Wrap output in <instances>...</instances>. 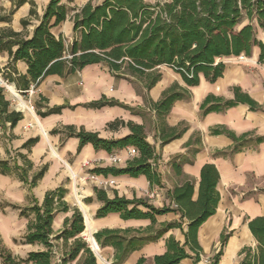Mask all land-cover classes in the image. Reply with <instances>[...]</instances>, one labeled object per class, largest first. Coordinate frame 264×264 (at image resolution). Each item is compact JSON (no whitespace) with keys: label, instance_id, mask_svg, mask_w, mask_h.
<instances>
[{"label":"trees","instance_id":"trees-1","mask_svg":"<svg viewBox=\"0 0 264 264\" xmlns=\"http://www.w3.org/2000/svg\"><path fill=\"white\" fill-rule=\"evenodd\" d=\"M29 2L27 18H22L23 27L29 24L31 18L38 19L31 36L22 31L5 28L0 32V52L6 49L12 62L19 59L28 63L26 74L10 77L17 88H29L30 84H38L45 76L81 70L89 64L104 63L109 73L118 78H124L132 84H144L146 89L153 86L161 74L156 68L161 64L168 65L174 72L181 74L187 86L199 83L200 75L207 80L215 81L223 75L224 61L217 60L223 56L249 55L252 47H260L259 59H264V44L257 39V25L264 29V0H101L84 3L72 16L74 38L69 44L61 35H55L52 26L65 21L70 8L62 0H49L42 15L37 14L35 0H17L12 13L19 5ZM16 49L13 50V47ZM234 97L222 99L212 94L201 103L202 113L223 111L238 103H247L251 110L261 108L241 88L233 87ZM189 92L177 83L167 88L161 99L151 103L156 115L161 121V137L163 142L178 138L184 128L176 130L164 121L165 115L177 99L187 98ZM41 100H45L40 96ZM9 100L0 87V120L8 122L11 127L21 120V111L9 110ZM103 105H118L135 112L131 106L116 98L102 95L81 106L99 108ZM75 107V105H68ZM65 105H53L42 111L37 108L40 116L60 112ZM127 126L129 133L122 137L104 138L96 131L86 130L74 124L53 128L50 133H63L65 137L74 136L79 139L77 152L86 143H91L94 149H104L108 153L115 148L134 146L136 155L131 157L125 166H100L89 169L98 175H128L130 177L144 175L151 187L162 186L161 177L153 166L156 159L153 146L147 140L144 125L124 121L119 118L109 122L107 126L115 129ZM213 134L226 133L235 142L232 151H239L248 139L247 133L236 136L228 129L212 128ZM255 142L264 140V136H256ZM38 141L37 137L26 139L22 147L29 149ZM24 157L23 154H18ZM179 162H183L181 155ZM22 166L8 159H0V172L3 174L16 172L19 178L28 180V170L32 163L25 158ZM176 164V163H175ZM48 164H43L29 179V186H34L46 172ZM199 186L194 198V183L186 180L168 190L169 199L174 206H155L146 197L120 196L115 193L108 197L105 188L94 187L95 197L102 201L96 210L95 217L100 218L108 213H117L124 219L150 218L151 225L146 229H123L104 227L93 234L100 247L114 248V264H121L135 249L149 241L161 238L171 228L184 230V242H179L173 235L165 239L166 250L162 254L153 255L150 260L144 256L136 260V264H180L181 259L191 257L195 263L200 259L202 246L198 242V227L215 212L220 195L217 190L219 171L213 163L201 166ZM67 189L60 185L46 191L41 203L32 197L31 205L19 206L20 216L32 215L28 221L23 242L42 244L40 250L27 252L24 258L16 257L11 250L0 243V264H52L54 255L53 241L61 239L64 251L59 256L57 264H97V258L89 247L87 240L81 236L84 230V218L77 206H72L64 200ZM85 197L84 201H89ZM63 227L56 233L52 230L54 215L58 212L68 213ZM180 215L179 220L164 222L158 227L156 215L166 212ZM186 226L183 229V222ZM247 227L256 241V246L245 245L240 251V261L237 264H264V215L247 218ZM229 232H222L220 246L209 259L210 264H218L223 253L224 244Z\"/></svg>","mask_w":264,"mask_h":264},{"label":"crops","instance_id":"crops-1","mask_svg":"<svg viewBox=\"0 0 264 264\" xmlns=\"http://www.w3.org/2000/svg\"><path fill=\"white\" fill-rule=\"evenodd\" d=\"M87 1L89 0H62V3H66L70 8L68 16L65 21L52 26L51 30L55 35H61L66 44L74 38L73 13ZM6 2L10 3L9 0H0V6L6 5ZM48 2L42 5L35 0L37 14L42 15ZM29 8V2H25L15 8L12 13L10 11L1 15L0 32L9 28L16 32L22 31L28 37L31 36L38 19L32 17L25 27L20 23L22 18L29 17ZM255 33L257 39L264 44V29L257 25ZM15 49L16 46L13 47V50ZM259 53L260 47L254 45L249 55L240 54L218 58L217 60L225 63L223 75L215 81H210L201 74L199 83L192 86H187L181 74L174 72L165 64L156 68L161 78L146 89L144 84L139 82L132 84L124 78L111 75L106 64L98 63L86 65L81 70L66 73L64 76L47 75L38 84L32 83L29 88L25 89L21 88V85L17 88L16 83L11 81L10 77L26 74L28 63L21 59L12 62L8 51L3 49L0 52V73L3 78L11 82L15 90L23 93V96L28 97L31 103L34 102L35 107L42 111L53 105L66 106L58 113L43 117L37 112L33 116L23 110L21 111L23 117L16 123V126L11 127L8 122L0 124V159H8L11 165L16 163L22 166L26 162L25 158L32 163V167L28 170L27 181L21 180L16 172L6 174L0 172V191L10 206L6 212L1 211L0 215L5 217L8 214L12 223L23 228L20 237L22 240L20 249L23 254L19 253V256L23 258L27 252L40 250L43 245L23 242V236L32 215L20 216V209L13 208L11 205H17L19 208L31 205L32 197L41 203L46 191L60 185L67 189L64 200L72 206H77L81 211L85 220L81 236L90 245L95 231L104 227L146 229L151 225L150 218L124 219L119 216L118 212L108 213L100 218L94 216L102 201H99L94 194V187L97 185L92 181H86L84 174L93 167L125 166L131 159L128 157L127 147L115 148L108 153L104 149L96 150L91 143H86L77 152L79 139L74 136L65 137L61 132L50 133L53 128L74 124L78 128L83 127L86 130L96 131L104 138L115 139V137H122L129 133L127 126L120 125L115 129L107 126L109 122L119 118L144 125L147 140L156 154L153 166L160 174L162 186L151 187L144 175L130 177L101 174L114 181V184L105 188L107 196L113 197L116 193L129 199L134 196L146 197L155 206L162 207L164 204L174 206L169 199L168 190L186 180H191L194 183L195 198L201 166L205 163H213L219 171L217 190L220 201L211 217L197 229L198 242L202 246L200 259L195 263L191 257H186L181 259L180 264H210L209 259L212 257L210 255L218 250L220 237L224 231L229 232V236L218 264H237L240 261V251L245 245L256 246V241L247 227L246 219L264 215V140L260 142L250 140L256 136H264V59H259ZM176 83L187 89L189 96L177 99L165 115L164 121L176 130L181 128L184 130L178 138L163 142L161 137L163 134L161 135L160 132L161 121L151 103L160 100L163 92ZM233 87L241 88L259 103L261 108L251 110L247 103L240 102L223 111L202 113L201 103L208 94L222 99H232L234 97ZM102 95L118 99L127 106L133 107L135 112L118 105H103L99 108L81 106L83 103L97 100ZM40 96L46 99L41 100ZM5 97L9 100L6 94ZM68 105H75V107L71 108ZM8 109L16 110L10 100ZM212 128H226L238 137L247 133L244 138L249 141L241 146L239 151L233 152L234 140L226 133L213 134ZM37 136L38 141L29 149L22 147L26 139ZM21 153L24 157L18 155ZM116 154L125 160L116 164L112 163L109 157ZM178 155L182 156V163L179 162L180 157L176 158ZM86 161L88 165L83 167ZM46 163L48 167L45 174L38 179L36 185L30 187L29 179ZM85 197L91 199L84 201ZM70 214L71 211L58 212L54 215L52 223L54 233L63 227L64 219ZM179 217L180 215L172 211L156 215L154 226L158 227L164 222L179 220ZM185 226L186 220L183 222V229ZM183 231L181 228L169 229L161 238L149 241L141 248L135 249L121 264H136V260L141 256L150 260L153 255L164 253L165 239L173 235L177 241L182 243L184 242ZM94 242L99 248L98 253L94 249L98 258L97 264H106V261L114 264V248L100 247L95 238ZM53 249L52 264H57V255L64 251L63 241L55 239ZM11 250L13 254L18 255L16 250L12 248ZM71 264H76V260L71 261Z\"/></svg>","mask_w":264,"mask_h":264},{"label":"rangeland","instance_id":"rangeland-1","mask_svg":"<svg viewBox=\"0 0 264 264\" xmlns=\"http://www.w3.org/2000/svg\"><path fill=\"white\" fill-rule=\"evenodd\" d=\"M10 3L6 2V5H2L0 6V16L7 14L11 11V9L14 7V4L17 2V0H9ZM39 2V4H45L46 2H48V0H37ZM63 1H70V0H63ZM92 3L96 2H100L101 0H91ZM4 25V24H3ZM2 25V26H3ZM257 29V26H256ZM11 84V82H9L7 85ZM3 88V93L6 94V96H8L10 102L13 105V108H19V103L18 100H13L12 98V93L9 92L8 88L6 86H2ZM20 96L21 98L24 100V102L27 104L29 99L26 96H23V93L20 92ZM18 104V105H17ZM33 106H34V115L36 114V110L37 108L34 105V102H32ZM17 110V109H16ZM20 110V108L18 109ZM25 111H27L26 109H23ZM21 111V110H20ZM28 112V111H27ZM3 122H0V124H2ZM72 178H74V175L72 174ZM86 177V172L84 174V178ZM72 179H70L71 181ZM75 180H76V176H75ZM74 181V180H73ZM86 181H90V179L86 178ZM76 182V181H75ZM9 202L5 200L3 193L0 191V213L2 212H6V209H9ZM22 227L18 226V224L16 223H12L11 220L8 217V214L4 217L0 215V243L6 247V249L11 250V248L13 250H16L18 255H15L16 257L22 258L19 256V253H22V250L20 248V242H22V240L20 239V237L22 236L21 231H22ZM10 236H9V235ZM14 234V235H13ZM15 236V237H14ZM88 242V241H87ZM89 243V242H88ZM12 251V250H11ZM13 252V251H12ZM214 252V251H213ZM212 252V253H213ZM26 256V255H25ZM24 256V257H25ZM212 256V255H210ZM23 257V258H24ZM97 258V257H96ZM98 261V258H97ZM25 264V263H24ZM56 264V263H54Z\"/></svg>","mask_w":264,"mask_h":264},{"label":"built area","instance_id":"built-area-1","mask_svg":"<svg viewBox=\"0 0 264 264\" xmlns=\"http://www.w3.org/2000/svg\"><path fill=\"white\" fill-rule=\"evenodd\" d=\"M8 83H9L8 80L6 78H3L1 73H0V87H2V86H6L7 87ZM17 93H19V95H21L20 92L17 91ZM12 98H13V100H17L15 98V96H13V95H12ZM27 105L29 106L30 109H32V111H34V106H33V104L31 103L30 100L28 101ZM15 109L18 110L19 108H15ZM20 110L23 111L22 108H20ZM20 110H18V111H20ZM0 122H1V120H0ZM29 126H31V125H29ZM127 153H128V157H130V158L133 157L134 155L138 154L137 153V149L134 146H132V145L127 147ZM109 159L114 164H116L117 162H122V161L125 160V159H122L117 154L116 155H111L109 157ZM87 165H88V161L84 162L83 167H85ZM85 178L90 179V181L94 182V184L97 185V187H99V188H101V187L102 188H106V187L111 186L112 184H114V181L112 179L105 178L101 174L98 175V174H96L94 172H91L90 170L86 171V177ZM57 261H59V256L58 255H57ZM106 264H112V263L106 261Z\"/></svg>","mask_w":264,"mask_h":264},{"label":"bare ground","instance_id":"bare-ground-1","mask_svg":"<svg viewBox=\"0 0 264 264\" xmlns=\"http://www.w3.org/2000/svg\"><path fill=\"white\" fill-rule=\"evenodd\" d=\"M7 88L9 90L10 93H12L13 96H15V98L18 100L19 103V108L22 109H26L29 113H31L34 116V113L32 111V109L29 108V106L24 102V100L21 98V96L19 95V93H17V91L13 88V86L11 84L7 85ZM87 218V217H86ZM87 224H88V220H87ZM90 239V238H89ZM90 241V240H89ZM92 243V248L95 249V251L98 253V247H96L94 239L91 237V242Z\"/></svg>","mask_w":264,"mask_h":264},{"label":"water","instance_id":"water-1","mask_svg":"<svg viewBox=\"0 0 264 264\" xmlns=\"http://www.w3.org/2000/svg\"><path fill=\"white\" fill-rule=\"evenodd\" d=\"M84 225H85V220H84ZM92 238L94 239V237H92ZM89 247L93 250V252L95 254L94 248H92L90 244H89Z\"/></svg>","mask_w":264,"mask_h":264}]
</instances>
